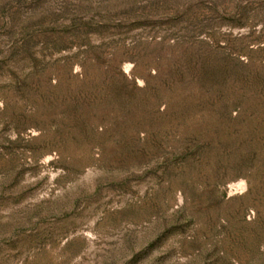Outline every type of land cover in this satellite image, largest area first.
Here are the masks:
<instances>
[{
	"label": "rangeland",
	"instance_id": "374dc122",
	"mask_svg": "<svg viewBox=\"0 0 264 264\" xmlns=\"http://www.w3.org/2000/svg\"><path fill=\"white\" fill-rule=\"evenodd\" d=\"M0 264H264V0H0Z\"/></svg>",
	"mask_w": 264,
	"mask_h": 264
}]
</instances>
